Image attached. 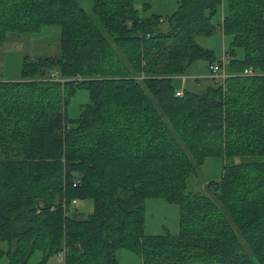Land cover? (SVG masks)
I'll return each instance as SVG.
<instances>
[{"label": "trees", "instance_id": "16d2710c", "mask_svg": "<svg viewBox=\"0 0 264 264\" xmlns=\"http://www.w3.org/2000/svg\"><path fill=\"white\" fill-rule=\"evenodd\" d=\"M92 1L99 23L79 0H0V42L60 27L57 56L26 58L19 80H0L4 264L37 250V264H119L125 248L143 264H264V0H227L217 24L223 0L147 17L151 0ZM217 29L232 36L229 75L177 95V76L218 61L196 40ZM80 89L90 101L70 118ZM210 156L226 161L213 197L188 191ZM151 197L179 205L178 234L146 233ZM85 199L94 208L82 217L73 200Z\"/></svg>", "mask_w": 264, "mask_h": 264}, {"label": "rangeland", "instance_id": "374dc122", "mask_svg": "<svg viewBox=\"0 0 264 264\" xmlns=\"http://www.w3.org/2000/svg\"><path fill=\"white\" fill-rule=\"evenodd\" d=\"M81 5L88 11L92 18L98 22L93 12L92 0H79ZM149 10H141L143 16L159 14L167 16L172 14L179 5V0H151ZM227 0H223L220 10L214 15V23L223 21L224 10ZM141 7V4L139 5ZM99 23V22H98ZM167 24L164 23L163 27ZM196 40L201 45L215 51L218 60H223L225 51L229 48L232 40L231 35H225L220 29L211 36H197ZM60 52V27L58 25L44 26L39 32L17 34L10 33L5 40L0 42V79L16 81L21 78L25 59L35 60L41 56H57ZM243 49L238 50V55L243 56ZM199 79V82L195 78ZM225 79H221L223 81ZM210 73L208 62L198 61L188 69L186 76H177L174 85L177 89L203 92L213 82H220ZM90 101L89 91L80 89L68 104V116L77 118L81 112V105ZM225 159L221 156H210L198 167L196 173L188 180V191L213 197L216 181L222 178ZM211 183L212 185H210ZM73 207L79 210V216L87 217L94 208L92 199L78 200ZM147 234H178L180 228V207L169 203L163 198L151 197L145 201ZM0 248L7 250L6 242L0 241ZM119 264H143L140 254L129 249H121L117 253ZM43 259V252L37 250L31 256L27 264H37ZM6 263V256H0V264ZM46 264H64L63 256L54 254L49 257Z\"/></svg>", "mask_w": 264, "mask_h": 264}, {"label": "built area", "instance_id": "2783aa9c", "mask_svg": "<svg viewBox=\"0 0 264 264\" xmlns=\"http://www.w3.org/2000/svg\"><path fill=\"white\" fill-rule=\"evenodd\" d=\"M228 60H229V55L227 51H225V57L223 58V60H218L209 65V70H210L211 75L215 77L218 81H220L221 79H225L229 75L226 70ZM244 73L246 75H255L256 71L252 67H250V68L245 69ZM50 79L64 81V78L60 77L58 71H54L51 74ZM176 93L177 95H182L183 90L179 89ZM73 203L75 204L76 200H73Z\"/></svg>", "mask_w": 264, "mask_h": 264}, {"label": "crops", "instance_id": "0c3cea01", "mask_svg": "<svg viewBox=\"0 0 264 264\" xmlns=\"http://www.w3.org/2000/svg\"><path fill=\"white\" fill-rule=\"evenodd\" d=\"M0 80H5V79H0Z\"/></svg>", "mask_w": 264, "mask_h": 264}]
</instances>
